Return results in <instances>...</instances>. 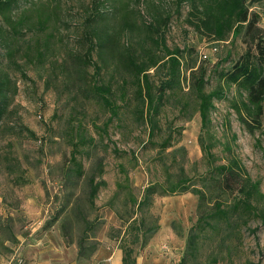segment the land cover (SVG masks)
Segmentation results:
<instances>
[{
	"label": "rangeland",
	"instance_id": "1",
	"mask_svg": "<svg viewBox=\"0 0 264 264\" xmlns=\"http://www.w3.org/2000/svg\"><path fill=\"white\" fill-rule=\"evenodd\" d=\"M118 2L139 12L132 16L139 24L151 22L157 11L171 15L166 45L184 50L181 89L167 92L158 122L162 131L151 143L148 129L133 113L129 77L118 75L116 65L105 66L93 56L102 66L100 82L113 91L110 99L118 107L117 117L99 99L85 97L83 86L74 83L69 50L77 47L91 0H20L13 20L37 22L38 10L48 20L14 37L0 17V80L7 77L10 82L6 85L10 104L0 120V264H50L63 255L71 260L74 253L71 264H119L114 257L116 253L122 257L121 247L133 249L136 264H182L184 258L183 264H264V197L255 199V214L239 210L229 225L206 228L193 256H187V238L198 218L197 197L155 196L144 223L152 221L156 233L143 247L141 239L131 241L135 228L127 220L137 224L142 216L131 198L138 201L149 184L164 182L165 167L173 176L183 171L197 188L210 170L198 144L200 117L189 90L188 67L207 68L206 91L219 86L224 90V98L214 102L210 114L214 165L237 159L262 196L264 116L257 126L241 106L244 93L241 97L236 87L218 81L216 72L230 69L244 53L241 36L227 42L200 36L186 22L187 3L179 12L176 0H110L108 6ZM249 7L264 29V1ZM112 17L105 26L108 30L120 26L119 15L115 21ZM129 31H121L123 44H135L142 36L136 29ZM151 74L155 81L164 76L162 69ZM122 77L128 91L124 98ZM236 108L254 126L253 132L240 121ZM170 133L172 147L160 153L157 145ZM90 179L94 185L104 183L92 201ZM238 197L228 194L221 200L232 205Z\"/></svg>",
	"mask_w": 264,
	"mask_h": 264
},
{
	"label": "trees",
	"instance_id": "2",
	"mask_svg": "<svg viewBox=\"0 0 264 264\" xmlns=\"http://www.w3.org/2000/svg\"><path fill=\"white\" fill-rule=\"evenodd\" d=\"M19 1L0 0V17L13 37L25 32L23 30L32 31L37 25L47 24L48 20V16L43 15L39 10L37 22L25 17L13 20V10L18 6ZM109 1L91 0V12L78 36L77 47L75 50H69L68 58L70 59V68L74 70V83H79L80 88L83 86L81 92L85 97L99 99L110 110L112 116L117 117L118 107L116 108L114 104L115 100L110 99L113 91L109 84L100 82L102 66L93 61V56L97 55V59L102 61L105 66H109L111 63L116 65L118 75L129 77L132 87L131 101L135 103L133 113L136 120L148 129V140L151 143L154 136L162 131L158 122L167 92L181 89L184 50L178 47L170 49L166 45L165 31L171 20V15L168 13L162 15L157 11L151 22L143 21L139 24L137 19L132 17L140 16L138 11L121 2L117 3L119 5L113 3L109 7ZM261 1L264 0H176L175 2L178 12L184 4H188L186 22L200 36L212 42H227L239 36L242 37V42L245 44L244 53L232 64L230 69L217 71L216 74L218 81L223 86L236 87L241 97L244 93L245 98H242L244 101H241V106L257 126L260 125V118L264 116V29L259 27V16L255 11H250L249 4ZM151 8L154 6L151 5ZM109 15L113 16L112 21L116 20V16L120 17V26H116L118 28L115 30H108L105 27ZM123 28L130 31L136 29L138 35L142 34V36L135 44L133 42L123 44L120 36ZM9 46L11 45L8 42L7 48ZM219 65L220 63L216 65V68ZM91 67L93 73L89 74ZM159 69L163 70L164 76L155 81L151 71L157 73ZM188 70L189 90L194 96L195 110L200 117L198 144L203 159L207 161L210 170L205 177L201 178V186L197 188L194 184H190L187 177H184L183 171L173 176L168 173V169L165 167L164 182L149 184L138 201L131 198L136 211L142 216L137 224L136 220L132 218H130L131 222L128 220L127 222L133 225L132 228H135L131 234V241L135 242L141 239V247H143L157 231V226L152 221L149 224L144 223L153 198L184 193L195 195L198 199V218L187 238V256H193L197 240L206 228L212 229L221 224L229 225L231 215L239 210L247 216L255 214L257 211L254 201L264 196L259 191L258 183L251 181L237 159L231 158L226 164L214 165L212 150L215 144L209 135L210 114L214 110V102L224 98V90L219 86L211 91H206L208 73L204 65L191 66L188 67ZM122 81L124 84H121L120 95L124 98L128 95L125 77H122ZM8 84L10 82L7 77L4 81L0 80V120L6 116L10 104L9 97H7L6 85L8 86ZM183 108H185L184 105L181 110ZM236 110L240 121L249 128L250 132H253L254 126L248 123L239 108ZM29 134L34 136L31 132ZM171 138L170 133L157 145L160 153L172 147ZM73 146L76 148L77 143ZM75 168V172L80 176L79 165H76ZM102 184L104 183L100 182L94 185L93 179H90V201L94 199ZM235 193L239 197L233 200L232 205H228L226 200H221L224 195ZM136 211L133 215H136ZM213 222H216L214 226ZM79 246L81 247V245ZM120 250L122 251L121 264H136L133 249L121 247ZM183 260L185 261V258Z\"/></svg>",
	"mask_w": 264,
	"mask_h": 264
},
{
	"label": "crops",
	"instance_id": "3",
	"mask_svg": "<svg viewBox=\"0 0 264 264\" xmlns=\"http://www.w3.org/2000/svg\"><path fill=\"white\" fill-rule=\"evenodd\" d=\"M60 249H62V248H60ZM61 252L63 253V254H65V251H63V250H61ZM69 254V253H68ZM68 256V255H67ZM117 257V261H118V263L119 264H121V259H122V257H121V254L120 253H116V255H115V257L114 258H116ZM60 259L59 260H56V261H54V262H52V263H50V264H71V261H74V259H75V253H74V255H73V257L71 258V260L69 259V256H68V259L63 255V257H59ZM48 262H50V261H48ZM48 262H44V263H42V264H49ZM37 264V263H36ZM73 264V263H72Z\"/></svg>",
	"mask_w": 264,
	"mask_h": 264
}]
</instances>
